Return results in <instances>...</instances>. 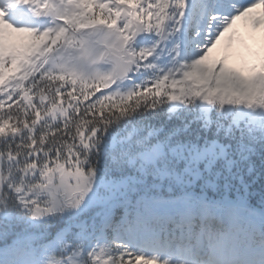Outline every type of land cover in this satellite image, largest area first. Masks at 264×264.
<instances>
[{"label": "snow or ice", "instance_id": "6c2138e0", "mask_svg": "<svg viewBox=\"0 0 264 264\" xmlns=\"http://www.w3.org/2000/svg\"><path fill=\"white\" fill-rule=\"evenodd\" d=\"M241 19L264 0H0V264H168L158 234L210 238L197 189L264 202V43L209 60Z\"/></svg>", "mask_w": 264, "mask_h": 264}, {"label": "rangeland", "instance_id": "374dc122", "mask_svg": "<svg viewBox=\"0 0 264 264\" xmlns=\"http://www.w3.org/2000/svg\"><path fill=\"white\" fill-rule=\"evenodd\" d=\"M259 11L260 10H257V12ZM229 35L233 36L231 42L228 40ZM242 39L248 41L252 46L259 48L261 44L264 43V26L259 30H254L251 26L250 20L241 19L237 21L234 29L226 34L217 48L213 50L209 60H216L227 53L229 55L230 65L239 67L240 61L238 54L245 51L241 44ZM17 43L18 45L23 46V44L26 43V40L21 39L18 40ZM234 205L235 204L233 203L223 208L213 202L203 200V204L199 210L201 220L204 221L205 218H208L210 221H207V224L210 226L213 224L215 225V228L213 229V232H211V230L208 231L211 234L210 238L206 235L204 242H200V238H198L199 241L197 245H194L191 242L188 249L194 248L198 250V248H205L206 251L207 245H211L212 248L216 246L218 252L225 256L227 264H240L242 255L244 253L245 255L250 253L251 257L249 264H255V257L257 255L258 257H261L264 253V237L256 238L257 236L254 234V232L261 235L263 234L264 212H261L256 207L243 205H235V207ZM47 221L48 218L45 217L38 221L37 224L42 227ZM221 224L225 225V228H221ZM157 240L159 241L156 242ZM175 241L176 238L169 241L170 243L166 245L160 242V239L155 237L152 244L142 250L145 251V254L147 255H154L162 261L166 260L168 264H198L197 261H189V263L184 262L187 255L183 254L182 251H185V249L180 251L179 248L181 245L179 246V242L175 245ZM253 241H257L258 246L253 247L251 244ZM186 244L187 241L182 243V245ZM40 251L41 255L46 257V250L42 249ZM193 258H197V255H194ZM234 260H239L240 262H235ZM201 264H217L216 259L213 256V251H211L208 256H206V254L203 255Z\"/></svg>", "mask_w": 264, "mask_h": 264}, {"label": "trees", "instance_id": "16d2710c", "mask_svg": "<svg viewBox=\"0 0 264 264\" xmlns=\"http://www.w3.org/2000/svg\"><path fill=\"white\" fill-rule=\"evenodd\" d=\"M166 131V129L164 128H161V132L158 133V135H161L163 134L164 132ZM164 195L167 196L168 193H167V189L164 190ZM196 195L198 196H201L202 198L208 200V201H212V202H215L219 205H222V206H226L232 202H235V199L234 197H232L231 195L229 194H223V195H217V194H214L212 192H206V193H200L199 192V189L196 190ZM239 204V203H237ZM247 206L249 207H258L262 212H264V202L260 201L259 199H253V200H250L247 204ZM55 229H53L54 231Z\"/></svg>", "mask_w": 264, "mask_h": 264}, {"label": "bare ground", "instance_id": "6f19581e", "mask_svg": "<svg viewBox=\"0 0 264 264\" xmlns=\"http://www.w3.org/2000/svg\"><path fill=\"white\" fill-rule=\"evenodd\" d=\"M230 210V209H229ZM191 264V263H190Z\"/></svg>", "mask_w": 264, "mask_h": 264}]
</instances>
